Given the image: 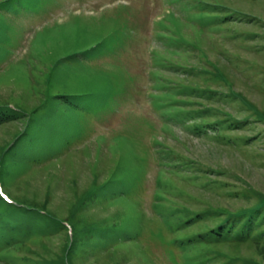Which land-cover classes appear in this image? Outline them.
Listing matches in <instances>:
<instances>
[{"label": "rangeland", "instance_id": "rangeland-1", "mask_svg": "<svg viewBox=\"0 0 264 264\" xmlns=\"http://www.w3.org/2000/svg\"><path fill=\"white\" fill-rule=\"evenodd\" d=\"M259 113L264 0H0V264H264Z\"/></svg>", "mask_w": 264, "mask_h": 264}, {"label": "trees", "instance_id": "trees-1", "mask_svg": "<svg viewBox=\"0 0 264 264\" xmlns=\"http://www.w3.org/2000/svg\"><path fill=\"white\" fill-rule=\"evenodd\" d=\"M245 13H246V12H245ZM235 99H236V98H235ZM251 114H253V113H250V115H251ZM259 114H260V115H263L264 113H263V114H262V113H259ZM248 115H249V114H248ZM248 115H247V116H248ZM246 118H247V117H246ZM246 118H245L244 120H246ZM236 120H237V119H236ZM2 201L5 202L3 199H2ZM240 264H247V263H245L244 261H240ZM258 264H260V263L258 262Z\"/></svg>", "mask_w": 264, "mask_h": 264}]
</instances>
